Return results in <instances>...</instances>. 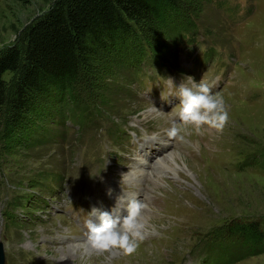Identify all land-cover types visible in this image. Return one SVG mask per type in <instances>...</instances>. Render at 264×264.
<instances>
[{
    "label": "rangeland",
    "instance_id": "1",
    "mask_svg": "<svg viewBox=\"0 0 264 264\" xmlns=\"http://www.w3.org/2000/svg\"><path fill=\"white\" fill-rule=\"evenodd\" d=\"M55 1L0 0V52L21 50L27 26ZM195 8L194 39L174 47L151 24L139 32L151 44L144 49L156 51L161 72L150 62L128 69L137 44L133 36L123 47H92L95 52L79 66L80 93L89 96L98 86L102 97L92 98L99 115L85 124L74 122L67 109L54 117L61 101L38 95V109L24 111L22 125L8 137L9 98L21 72L3 76L8 98L0 108L3 264H103L124 255L111 250L91 262L81 257L82 242L70 239L83 231L56 210L69 209L80 195L87 205L78 209L87 213L92 204L116 205L119 196L134 193L147 205L145 239L124 255L127 264H203L209 255L201 248L230 221L257 220L264 230V0H198ZM200 81L222 98L225 127L217 131L205 125L197 133L188 126L181 133L184 141L169 139L178 87L195 91L194 82ZM159 89L163 93L157 98ZM140 144L148 155L141 169L147 179L134 169ZM170 153L177 155L172 172ZM161 156L167 157L156 161ZM214 257L208 258L212 264ZM233 264H264V253Z\"/></svg>",
    "mask_w": 264,
    "mask_h": 264
},
{
    "label": "trees",
    "instance_id": "2",
    "mask_svg": "<svg viewBox=\"0 0 264 264\" xmlns=\"http://www.w3.org/2000/svg\"><path fill=\"white\" fill-rule=\"evenodd\" d=\"M197 1H55L45 14L27 26L21 50L10 47L0 52V108L8 100L3 76L21 72L9 98L12 116L7 136L10 137L15 126L22 125L24 111L35 112L38 109L35 104L38 95L53 102L61 101L62 109L53 111L54 117L58 116L56 113L64 114V109L71 111L72 120H79L80 124L98 116L99 111L92 105V98L102 97L101 87H94L92 93L83 98L79 87L83 85H79V66L87 63L95 52L92 47L105 48L106 45L117 44L123 47L126 38L133 36L137 44L133 59L127 64L128 69H134L143 61L155 62L159 58L156 51L144 49L151 44L139 34L145 33L143 25L151 24L158 28L166 44L174 47L184 39H194ZM180 17L183 23L177 25L175 19ZM201 249L209 256L215 255V264H233L264 253V230L257 220H232L217 230Z\"/></svg>",
    "mask_w": 264,
    "mask_h": 264
},
{
    "label": "clouds",
    "instance_id": "3",
    "mask_svg": "<svg viewBox=\"0 0 264 264\" xmlns=\"http://www.w3.org/2000/svg\"><path fill=\"white\" fill-rule=\"evenodd\" d=\"M189 79L193 81V78ZM168 80L173 84L172 79ZM194 86L195 91L183 84L178 87L179 109L176 113L177 119L173 120L166 132L169 139L184 141L181 133L188 126L194 127L197 133L205 125L222 131L228 121V113L222 98L218 94H213L203 81L194 82ZM156 111L162 112L157 109ZM108 194L111 195V190ZM146 208L147 205L139 200H125L122 196L117 198L116 206L111 212L93 207L88 214L90 219L85 225L86 239L80 247L85 251L90 249L97 253L119 250L124 255L133 254L139 243L145 239L143 212ZM122 209L127 211L124 217L119 214Z\"/></svg>",
    "mask_w": 264,
    "mask_h": 264
},
{
    "label": "bare ground",
    "instance_id": "4",
    "mask_svg": "<svg viewBox=\"0 0 264 264\" xmlns=\"http://www.w3.org/2000/svg\"><path fill=\"white\" fill-rule=\"evenodd\" d=\"M168 161L170 162L169 163V169H170V171L171 170H174L175 168H173L171 165H174L175 167H176V158H177V155L176 154H174V153H170V155L168 154ZM165 157H167V156H165ZM165 157H163V156H161V157H158V159H156V161L157 160H162L163 158H165ZM155 161V162H156ZM160 162V161H159ZM163 163L165 164V161H163ZM154 164V163H153ZM157 163H155V165H156ZM166 167H167V162H166V165H165ZM159 167V166H158ZM162 167V166H161ZM166 169V168H165ZM135 172V171H134ZM172 172V171H171ZM136 173V175L138 176V178H141V177H145L146 178V175L148 174V173H145V172H143L142 170H137V172H135ZM147 177H148V175H147ZM147 179V178H146ZM155 179V178H154ZM136 180V179H135ZM149 180V179H148ZM154 181V180H153ZM138 181H136V183H137ZM143 182H145V181H143ZM155 182V181H154ZM146 183V182H145ZM153 183V182H152ZM137 185V184H136ZM147 185V184H146ZM151 185V182L149 183V185H148V187ZM156 185V184H155ZM152 187V186H151ZM150 188V187H149ZM153 189V188H152ZM139 193V192H138ZM148 213V212H147ZM146 213V216L148 215ZM143 219L145 220L146 218L143 216ZM147 220V219H146ZM148 223H150L149 221H148ZM147 224V223H146ZM80 245L82 244V243H79ZM80 245H78V248H80ZM76 248L75 247H73V250H75ZM76 251H74V253H75ZM79 252V251H78ZM112 252L113 251H111V254H112ZM80 253V255H81V257L83 256V255H86V256H88L89 257V261L91 262V260H93V259H95L96 258V254L98 255V253H95V251H93V250H88V251H80L79 252ZM105 253H107V252H105ZM104 253V254H105ZM101 254V253H100ZM100 256H102V255H100Z\"/></svg>",
    "mask_w": 264,
    "mask_h": 264
},
{
    "label": "water",
    "instance_id": "5",
    "mask_svg": "<svg viewBox=\"0 0 264 264\" xmlns=\"http://www.w3.org/2000/svg\"><path fill=\"white\" fill-rule=\"evenodd\" d=\"M2 247H0V264H3V254Z\"/></svg>",
    "mask_w": 264,
    "mask_h": 264
}]
</instances>
